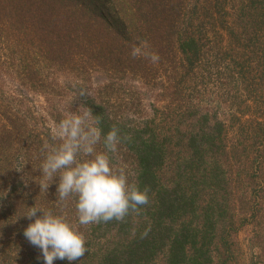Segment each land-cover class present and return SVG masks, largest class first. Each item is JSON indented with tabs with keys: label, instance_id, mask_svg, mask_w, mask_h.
I'll return each instance as SVG.
<instances>
[{
	"label": "trees",
	"instance_id": "1",
	"mask_svg": "<svg viewBox=\"0 0 264 264\" xmlns=\"http://www.w3.org/2000/svg\"><path fill=\"white\" fill-rule=\"evenodd\" d=\"M144 41L158 61L132 55ZM79 105L119 128L115 162L149 190L139 213L79 225L43 179ZM31 206L85 235L84 256L54 264H264V0H0V264H44Z\"/></svg>",
	"mask_w": 264,
	"mask_h": 264
},
{
	"label": "clouds",
	"instance_id": "2",
	"mask_svg": "<svg viewBox=\"0 0 264 264\" xmlns=\"http://www.w3.org/2000/svg\"><path fill=\"white\" fill-rule=\"evenodd\" d=\"M141 54L153 62L159 59L148 50L147 41L132 49L133 56ZM80 95L87 93L81 90ZM51 141L44 145L42 176L45 181L56 182L59 201L74 198L79 225L121 221L149 203V190L130 181L126 168L115 162L122 142L119 128L114 126L103 133L100 118L87 105L66 113L53 127ZM101 142L103 150H98ZM22 216L32 221L23 235L40 249L44 264H54L57 259L77 261L88 251L85 235L64 214L31 206Z\"/></svg>",
	"mask_w": 264,
	"mask_h": 264
},
{
	"label": "rangeland",
	"instance_id": "3",
	"mask_svg": "<svg viewBox=\"0 0 264 264\" xmlns=\"http://www.w3.org/2000/svg\"><path fill=\"white\" fill-rule=\"evenodd\" d=\"M31 101L34 105H36V112L37 113H40V114H45V111L43 109V105L45 104V98L43 96H38L36 94H31ZM50 124H52L51 122H49ZM250 236L249 234V231L248 230H243L241 231L240 233V238L242 240V243H243V246H244V249L246 250L247 252V255H248V260L247 262H249V259H250V256H251V250L249 248V241H248V237ZM144 248V246H143ZM140 250V247L136 248L135 251H134V255L137 253V251ZM143 251V249H142ZM134 260L138 261L136 262V264H146L149 262L150 258L148 259V262L147 260H145V258H143L142 256H134L133 258Z\"/></svg>",
	"mask_w": 264,
	"mask_h": 264
}]
</instances>
